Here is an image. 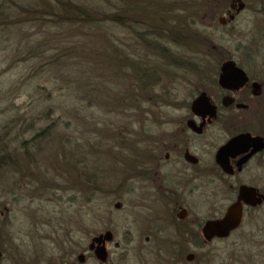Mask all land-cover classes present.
<instances>
[{
  "label": "flooded vegetation",
  "instance_id": "obj_1",
  "mask_svg": "<svg viewBox=\"0 0 264 264\" xmlns=\"http://www.w3.org/2000/svg\"><path fill=\"white\" fill-rule=\"evenodd\" d=\"M194 32L186 99L155 110L143 165L117 185L124 226L83 227L86 247L49 264H264V0H224Z\"/></svg>",
  "mask_w": 264,
  "mask_h": 264
},
{
  "label": "trees",
  "instance_id": "obj_2",
  "mask_svg": "<svg viewBox=\"0 0 264 264\" xmlns=\"http://www.w3.org/2000/svg\"><path fill=\"white\" fill-rule=\"evenodd\" d=\"M222 1L0 0V49L8 54L0 74L35 61L27 75L8 89L17 92L28 87L30 101L25 112L14 111L0 123L1 194L21 190L30 193L29 199L61 201L58 192L68 190L72 195L66 201L79 199L82 204L100 195L111 196L130 169L143 165L148 152L146 129L157 119L155 110L176 104V87L194 72L192 63L180 54L181 50L192 53L196 19ZM70 57L94 61L105 71L111 85L109 90L103 87L105 94L122 120L109 132L96 128L89 114L91 122H82L96 137H86L84 145L74 143L71 152L62 147L68 142L59 140L63 157L57 164L64 167L61 175L66 180L61 185L56 175L41 169L40 154L52 137H61L62 112H69L54 100L48 84L32 86V80L66 66ZM118 85L122 94L117 93ZM104 162L110 166L107 171L100 168Z\"/></svg>",
  "mask_w": 264,
  "mask_h": 264
},
{
  "label": "rangeland",
  "instance_id": "obj_3",
  "mask_svg": "<svg viewBox=\"0 0 264 264\" xmlns=\"http://www.w3.org/2000/svg\"><path fill=\"white\" fill-rule=\"evenodd\" d=\"M31 30L34 28L29 29ZM14 47L13 43L10 49ZM52 52L57 53L56 50ZM7 55L6 51L0 49V70L4 69L7 64ZM32 63L17 64L15 68L0 74V123L14 111L22 113L28 109L30 101L26 92L29 91L28 87H22L17 92H9L8 89L15 81L27 75ZM95 64L94 61H88V59L70 57L66 66L53 72H44L32 80V86L48 84V88L53 92L52 95L55 96L54 100L57 99L61 103V108L69 112V114L62 112L63 127L59 132L61 137H52L48 146L40 154L44 158V164L40 163L41 169L49 175H56L55 178L61 185H66V180L65 176L61 175L64 167L58 168L63 157L59 154V140L68 142L69 146L63 143L62 147L71 152L74 143L84 145L86 137L92 139L96 137L97 134L89 131L88 127L85 128L82 122V119L84 121L90 119L89 114L96 123V128H106L109 132L119 127L120 120H122V116L115 110L116 104L105 94L106 86L108 90L111 89L105 71ZM190 76L191 74L187 78ZM176 88L179 98L186 99L189 91L185 83L181 82ZM122 91V87L118 85L117 93L122 94ZM39 125L44 126V124ZM81 154L83 152H79V156ZM107 164L104 162L100 168L107 171L110 167ZM65 167L69 168L68 165ZM117 190L118 186L111 196L100 195L88 204H82L79 199L73 203L66 201L72 195L68 190H65V194L58 192L57 195H61V201L29 199L28 194L30 193L21 190L1 194L3 191L0 190V195H2L0 197L2 241L0 264H49L52 251H80L86 247L91 235L103 232L108 227L114 229L115 223L124 226L125 217H128L130 211L127 201H130L131 197L123 194L124 190H121V193ZM119 193L122 197L118 196ZM118 201L121 203V210L115 211L112 206ZM141 226L145 224L142 223ZM83 227L91 233L86 240L80 233ZM67 232L69 234H66ZM146 263L151 264L153 260L147 257Z\"/></svg>",
  "mask_w": 264,
  "mask_h": 264
},
{
  "label": "water",
  "instance_id": "obj_4",
  "mask_svg": "<svg viewBox=\"0 0 264 264\" xmlns=\"http://www.w3.org/2000/svg\"><path fill=\"white\" fill-rule=\"evenodd\" d=\"M236 1H238V0H236ZM108 240H110V234L108 233V232H105L103 235H100V236H97V237H94L92 240H91V244L89 245V250H91L92 249V245H93V243H95V244H101L103 241H108ZM94 251H95V256L97 257V258H101V260H103L102 259V251H103V248L102 247H96L95 249H94ZM99 251H101V254L99 253ZM79 259V258H78Z\"/></svg>",
  "mask_w": 264,
  "mask_h": 264
}]
</instances>
